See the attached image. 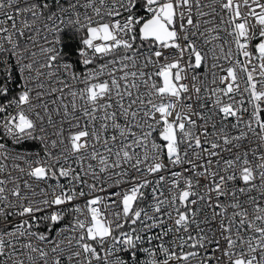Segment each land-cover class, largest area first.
Wrapping results in <instances>:
<instances>
[{
	"label": "snow or ice",
	"instance_id": "1",
	"mask_svg": "<svg viewBox=\"0 0 264 264\" xmlns=\"http://www.w3.org/2000/svg\"><path fill=\"white\" fill-rule=\"evenodd\" d=\"M0 264H264V0H0Z\"/></svg>",
	"mask_w": 264,
	"mask_h": 264
}]
</instances>
